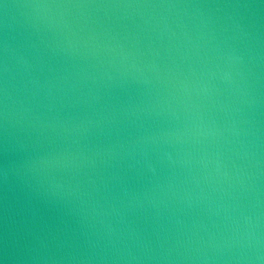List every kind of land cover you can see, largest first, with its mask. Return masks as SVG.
I'll use <instances>...</instances> for the list:
<instances>
[{
  "label": "water",
  "instance_id": "water-1",
  "mask_svg": "<svg viewBox=\"0 0 264 264\" xmlns=\"http://www.w3.org/2000/svg\"><path fill=\"white\" fill-rule=\"evenodd\" d=\"M0 264H264V0H0Z\"/></svg>",
  "mask_w": 264,
  "mask_h": 264
}]
</instances>
